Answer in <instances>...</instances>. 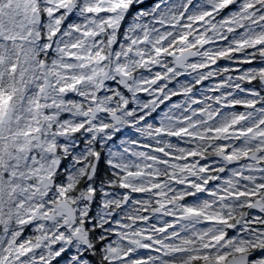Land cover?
Segmentation results:
<instances>
[{"label":"snow or ice","instance_id":"snow-or-ice-1","mask_svg":"<svg viewBox=\"0 0 264 264\" xmlns=\"http://www.w3.org/2000/svg\"><path fill=\"white\" fill-rule=\"evenodd\" d=\"M0 264H264V0H0Z\"/></svg>","mask_w":264,"mask_h":264},{"label":"rangeland","instance_id":"rangeland-1","mask_svg":"<svg viewBox=\"0 0 264 264\" xmlns=\"http://www.w3.org/2000/svg\"><path fill=\"white\" fill-rule=\"evenodd\" d=\"M221 63H223V62H221Z\"/></svg>","mask_w":264,"mask_h":264}]
</instances>
